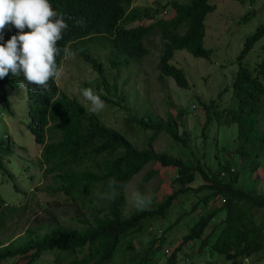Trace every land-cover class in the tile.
<instances>
[{"label":"trees","instance_id":"trees-1","mask_svg":"<svg viewBox=\"0 0 264 264\" xmlns=\"http://www.w3.org/2000/svg\"><path fill=\"white\" fill-rule=\"evenodd\" d=\"M212 1L215 0H191L185 4L174 0L166 5L156 2L155 7H143L135 5V0H48L51 9L68 25L67 30H62L63 39L57 42L58 46L70 47L84 64L91 66L98 73L91 84L98 90H105L98 94L99 98L121 109H124L122 103L126 98L118 96L117 82L108 80L107 65L119 70L142 62L149 54L145 45L147 37L158 31L163 45L158 67L161 78L172 79L178 87L188 89L185 72L175 66L173 60L175 53L181 50L196 58L209 59L212 55L204 45L206 18L217 9ZM235 1L246 3L243 15L246 20L258 17L254 8L257 0ZM168 7L171 11L165 13L174 11V16L160 18V12ZM242 18L238 20L239 26L246 23ZM24 31L30 30L25 28ZM16 33L14 27L9 31L6 26L0 43ZM262 38L264 26L259 25L246 40L238 58L239 71L232 84L236 108L214 111L220 125L237 126L233 141L235 150L224 147L218 152L220 162L215 171H205L182 156L157 153L153 149L162 134L187 148L186 135L179 133L181 120L187 115L185 109L167 120L150 114H129L139 129L152 133L147 140L148 148L139 149L122 133L102 125L99 117L90 113L78 99L62 92L58 76L49 80L46 91L30 85L25 93V110L30 118L27 128L42 147L40 165L45 167L44 176H51V184L45 186L44 191L52 196H63L66 206L71 203L76 213L71 221H77L81 227L57 225L43 234L34 233L27 242L18 238L0 248V262L25 257L29 259L28 264H34L47 254L53 256L51 264H121L123 258L128 264H154L167 255V248H171L168 237L173 225L180 226L183 222L186 232L166 264H177L178 253L195 246H199L198 254L209 246L212 253L225 261L242 257L251 259L253 264H261L264 194L258 193L257 179L253 177L257 170L264 168V57L255 67L244 61ZM102 52L109 55L105 61L97 55ZM64 58L63 53L56 57L60 69ZM21 80L0 79V103L10 115L13 113L7 88L17 90ZM224 118L227 119L223 121ZM13 153L12 138L0 137V170L11 179L13 176L6 161ZM236 158L241 164L236 163ZM151 164L175 168L177 178L174 181L179 188L174 186L172 194L161 202L151 203L145 210L135 207L129 211L126 188ZM157 174L154 170L147 172L144 182ZM197 175L205 183L195 190L198 197L194 198L191 183ZM111 179L117 181L116 194L108 198ZM175 201L179 202V207L174 214L179 216L165 227L161 222L172 216ZM0 205L1 209L6 204L0 199ZM26 207L5 206L15 212ZM7 219L8 216H0V230L6 227ZM53 219L57 220V216L53 215ZM146 233H149L147 243L151 242L147 250L144 249L147 243L137 241ZM137 243L141 244L140 248ZM191 253L197 255L196 251Z\"/></svg>","mask_w":264,"mask_h":264},{"label":"rangeland","instance_id":"rangeland-1","mask_svg":"<svg viewBox=\"0 0 264 264\" xmlns=\"http://www.w3.org/2000/svg\"><path fill=\"white\" fill-rule=\"evenodd\" d=\"M171 1L174 0H135V5L155 7L156 2L166 5ZM176 1L186 4L191 0ZM212 3L217 5V9L206 18L204 39L205 48L212 51L210 58H196L186 50H181L175 53L173 60V64L185 72L189 82L188 89L178 87L172 79L163 80L161 78L158 67L163 45L158 31H156L150 34L145 41L149 54L142 62L134 63L127 68L120 67L119 70L112 69L107 65L108 80L111 83L116 81L120 91L118 96L126 98L122 103L124 109L112 107L104 102V106L98 111H90L93 106L83 96V90L92 88L97 95L105 93V90L103 88L98 90L96 85L91 84L98 77V73L91 66L84 64L78 55L64 58L57 77L60 90L71 98L78 99L90 113L99 117L102 125L122 133L139 149L148 148L147 140L152 133L139 129L130 120L129 114L134 116L150 114L167 120L169 116L176 117L181 109H185L187 115L181 120L179 133L186 135L187 148L174 143L168 136L162 134L153 144V149L157 153L167 152L177 157L182 156L188 163L194 166L199 165L205 171L209 169L215 171L220 162L218 152L224 147L232 151L235 150L233 141L237 134V126H228L224 123L220 125L216 121L214 111L218 109L224 111L237 106L233 99L232 84L239 71L238 58L248 37L256 31L259 25L264 26V0H257L254 5L255 14L258 17L247 20L246 16H243L247 7L246 3H238L235 0H215ZM167 10L171 11L170 7L161 11L159 17L170 19L174 16V11L165 13ZM241 18L246 23L239 26L238 20ZM145 24H149V22H145ZM97 55L103 61L109 57L107 52ZM263 57L264 38L257 42L244 62H249L251 67H255ZM7 77L24 79L22 76L13 77L11 73ZM26 91L27 89L20 87L17 90L7 88V97L11 102L13 115H10L0 103V137H11L14 145V153L6 161V167L13 179L3 175L0 170V199L6 204L0 209V216H8L6 227L3 229L2 226V230H0V248L15 242L18 238H21L20 241L27 242L34 233L43 234L50 227L57 225L68 228L81 227L77 221H71V218L76 216L75 211H72L71 203L66 206L63 196H52L44 191V187L51 184V176L45 178V167L40 165L42 147L35 142L34 135L27 128L30 118L25 110ZM204 105H207L209 109L207 110ZM226 119L224 118L223 121ZM236 163L241 164V161L236 158ZM152 170L158 174L152 180L144 182L147 172ZM175 177H177L175 168H163L160 164L148 165L145 170L132 179L126 188L128 210L131 211L135 208L133 194L137 192L143 196H151V203L161 202L165 196L173 193L174 186L176 189L179 188L175 184ZM253 178L257 179L255 188L258 193L264 194V168L257 170ZM204 183L205 181L200 175L195 177L191 183V194L194 198L198 197V191L195 190L203 186ZM203 193L205 195V192ZM22 205H27L26 209L16 212L15 209L5 208V206L20 207ZM178 207L179 202L175 201L172 207L173 214ZM186 207L189 208L190 205ZM200 210L201 208L197 213ZM173 214L161 222L165 227L170 226L174 218H178V213L174 214V217ZM53 215L57 216V220L53 219ZM175 225L168 237V241L171 242V248H167L169 252L154 264H166L171 253L178 246L181 237L185 234L183 222L180 226L175 227ZM151 232L153 233V230ZM137 241H143L146 244L149 241V233ZM140 245L137 243L138 248ZM150 245L151 242L147 243L144 249H149ZM198 249L199 246H195L179 252L177 264H253L251 259L242 257L225 261L223 257L212 253L209 246L204 249L202 254L197 253ZM191 251H196L197 255H191ZM42 257L34 264H51L54 261L52 255L46 254ZM130 257L131 255H129V260H131ZM123 259L120 260V263L128 264ZM261 259V264H264V256ZM28 263L29 259L25 257L10 258L0 262V264Z\"/></svg>","mask_w":264,"mask_h":264},{"label":"clouds","instance_id":"clouds-1","mask_svg":"<svg viewBox=\"0 0 264 264\" xmlns=\"http://www.w3.org/2000/svg\"><path fill=\"white\" fill-rule=\"evenodd\" d=\"M6 26L9 31L14 27L17 33L0 43V79L11 73L13 77H24L19 84L22 89L32 85L39 86L40 91L48 90L49 80L60 73L56 57L61 53L65 58L76 55L70 47L58 46L57 42L63 39L62 30L68 28L63 17L51 9L48 0H0V40ZM25 28L30 31L25 32ZM83 96L91 102L92 112L104 106L92 88L84 89ZM116 185L114 179L108 181V198L115 196ZM133 202L138 210H145L151 204V196L137 192L133 194Z\"/></svg>","mask_w":264,"mask_h":264}]
</instances>
